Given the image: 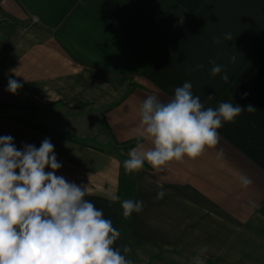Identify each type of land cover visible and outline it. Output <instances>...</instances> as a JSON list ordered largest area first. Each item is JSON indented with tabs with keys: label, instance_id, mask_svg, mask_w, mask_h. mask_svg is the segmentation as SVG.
<instances>
[{
	"label": "crops",
	"instance_id": "crops-1",
	"mask_svg": "<svg viewBox=\"0 0 264 264\" xmlns=\"http://www.w3.org/2000/svg\"><path fill=\"white\" fill-rule=\"evenodd\" d=\"M210 60L225 65L228 82L210 74ZM9 79L23 85L15 94ZM184 82L206 108L256 110L225 123L219 144L196 159L126 173L129 150L152 146L134 135L140 103L149 95L167 102ZM35 105L63 109L41 127L6 110ZM0 108V136L18 150L49 139L62 165L56 174L88 185L86 199L121 233L116 246L132 238L197 255L206 245L205 259H215L260 245L264 264V0H0ZM125 174L130 199L144 202L127 233L125 198L108 199ZM241 175L252 180L247 189Z\"/></svg>",
	"mask_w": 264,
	"mask_h": 264
},
{
	"label": "clouds",
	"instance_id": "clouds-1",
	"mask_svg": "<svg viewBox=\"0 0 264 264\" xmlns=\"http://www.w3.org/2000/svg\"><path fill=\"white\" fill-rule=\"evenodd\" d=\"M224 40L233 39L225 33ZM213 42L221 43L220 37ZM236 57H231L235 62ZM210 74L222 75L228 82L225 65L209 61ZM202 64L197 68H203ZM23 85L9 79L8 91L15 94ZM247 95V94H245ZM208 96L207 100H212ZM256 109L231 102L218 107H205L199 96L193 95L191 82L174 89L173 97L162 102L149 95L139 105V124L134 130L138 141L147 139L151 147L138 142L123 161L126 173L142 170L145 163L163 171L171 161L185 157L196 159L206 149L220 142L218 129L225 123H235L244 112ZM10 135L0 136V264H133L128 258L131 248L116 246L121 233L102 209L86 199L88 185L68 182L56 172L62 167L57 161L54 145L44 139L39 148L25 144L18 150ZM223 150L217 158H223ZM50 168L51 171H45ZM18 170V172H17ZM241 187L247 189L252 180L239 177ZM156 199L165 195L162 185ZM108 199L115 203L120 197L112 194ZM123 216L143 210L144 202L125 199L120 202ZM208 247L202 246L191 264H205Z\"/></svg>",
	"mask_w": 264,
	"mask_h": 264
},
{
	"label": "rangeland",
	"instance_id": "rangeland-1",
	"mask_svg": "<svg viewBox=\"0 0 264 264\" xmlns=\"http://www.w3.org/2000/svg\"><path fill=\"white\" fill-rule=\"evenodd\" d=\"M3 109V108H0ZM63 107L54 105L47 106H31L29 108L6 109L8 112H17L19 116L30 121L34 125L41 127L48 124L54 117L55 111L62 110ZM63 134V133H62ZM85 145L98 146L96 142L79 141ZM111 150V148H110ZM117 155L119 153L117 152ZM122 198V197H120ZM128 246L131 248V252L128 254V258L133 261V264H191L192 258L196 254L188 252H172L164 245L154 246L145 242H135L132 238L127 239ZM251 252H223L216 258L205 259V264H263L261 249L262 246L254 245L251 247Z\"/></svg>",
	"mask_w": 264,
	"mask_h": 264
},
{
	"label": "trees",
	"instance_id": "trees-1",
	"mask_svg": "<svg viewBox=\"0 0 264 264\" xmlns=\"http://www.w3.org/2000/svg\"><path fill=\"white\" fill-rule=\"evenodd\" d=\"M135 143L136 141H133L131 145H134ZM133 192H134V188H133L132 179L127 177L126 174L120 177L117 195L125 199H130L133 195ZM119 221H120L121 230L124 233H127V228H128L127 218L125 217L121 218Z\"/></svg>",
	"mask_w": 264,
	"mask_h": 264
},
{
	"label": "built area",
	"instance_id": "built-area-1",
	"mask_svg": "<svg viewBox=\"0 0 264 264\" xmlns=\"http://www.w3.org/2000/svg\"><path fill=\"white\" fill-rule=\"evenodd\" d=\"M33 21H35V19H33Z\"/></svg>",
	"mask_w": 264,
	"mask_h": 264
}]
</instances>
